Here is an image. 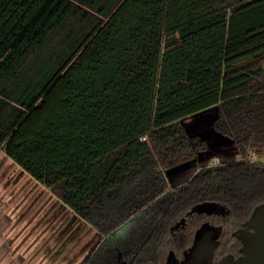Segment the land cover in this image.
<instances>
[{
	"label": "trees",
	"instance_id": "obj_1",
	"mask_svg": "<svg viewBox=\"0 0 264 264\" xmlns=\"http://www.w3.org/2000/svg\"><path fill=\"white\" fill-rule=\"evenodd\" d=\"M262 54L264 0H0V150L95 231L84 264H159L196 204L238 228L264 201V63L234 70ZM212 108L239 161L169 188L208 148L181 121Z\"/></svg>",
	"mask_w": 264,
	"mask_h": 264
},
{
	"label": "rangeland",
	"instance_id": "obj_2",
	"mask_svg": "<svg viewBox=\"0 0 264 264\" xmlns=\"http://www.w3.org/2000/svg\"><path fill=\"white\" fill-rule=\"evenodd\" d=\"M256 62L264 63V54L237 63L234 70ZM214 111L212 109L207 113L181 121L186 128V134L196 135L197 131L192 124L204 116L212 117ZM220 148L203 155L202 168L216 165L222 157L225 160L223 151L228 150L229 146L221 145ZM193 159L190 160L192 168L199 164ZM236 161H239L237 155ZM191 172L192 170L188 175L193 174L194 171ZM186 176L172 179L171 183L185 180L188 177ZM168 187L175 186L169 183ZM204 221V218L194 216L189 219L188 226L181 232L182 236L175 238L169 235L160 247L159 264H164L169 251H173L178 258H181L183 251L190 246L195 230ZM211 223L223 224L225 234L223 240L229 239V241L222 242L220 251L223 255L232 253L236 244L231 238V233L237 227L233 226V223L231 226L230 222H225L221 218L211 219ZM123 237L126 238L127 235L124 234ZM0 238L5 241L4 248L7 250L18 249L23 252L46 255L47 259H52V261L48 260L47 264H84L88 257L94 256L101 243L95 231L66 207L54 190L31 178L9 159L3 150H0ZM112 244L113 241L100 248L96 254L97 260L106 258Z\"/></svg>",
	"mask_w": 264,
	"mask_h": 264
},
{
	"label": "water",
	"instance_id": "obj_3",
	"mask_svg": "<svg viewBox=\"0 0 264 264\" xmlns=\"http://www.w3.org/2000/svg\"><path fill=\"white\" fill-rule=\"evenodd\" d=\"M225 207L206 201L193 206L187 214L225 216ZM184 219L181 220L183 222ZM222 226L210 222L202 223L194 232L192 242L178 259L173 251L166 257L165 264H264V201L256 205L241 228L232 236L240 242L239 255L232 254L214 261V251L219 244Z\"/></svg>",
	"mask_w": 264,
	"mask_h": 264
},
{
	"label": "crops",
	"instance_id": "obj_4",
	"mask_svg": "<svg viewBox=\"0 0 264 264\" xmlns=\"http://www.w3.org/2000/svg\"><path fill=\"white\" fill-rule=\"evenodd\" d=\"M212 109L215 110L212 117L211 116H207V117L204 116V118L198 119L192 124L193 128H195V130L197 131L196 135H199L200 137H202L207 142V147H208L207 150L205 152L195 154L193 160H197L199 162L197 167L193 166V168H192L191 161H188L187 163H183L180 166L178 165L174 168H170V169L165 171V175L168 179V182L170 184H172V186H177V185L183 184L187 180H189V178H191V176L195 172H197L199 169L202 168L201 164L203 162V158H202L203 155H205V153H207V152L215 151L216 149H221L220 148L221 145L229 146V149L228 150L226 149L227 152L225 150L223 151L224 156H225L224 157L225 160L222 157L223 161L220 159L217 164H223V163L236 161L237 151H236L234 145L232 144V142L229 141L228 139L220 136L219 134L215 133L211 127V122H212L213 118L215 117L216 111H217L215 108H212ZM212 109L206 110L204 112L198 113V114L193 115V116L188 117V118H192V117L201 115L203 113H207L208 111H210ZM217 145H219V147ZM191 170H192V172L194 171L193 174L188 175ZM184 176L187 177L185 180H182L180 182H176L174 184L171 183L172 179H174V180L180 179L181 177H184ZM4 242L5 241L0 238V264H47L46 262L48 260L52 261V259H47V256L42 255V254L25 252V251L23 252V251H20L18 249L7 250L6 248H4V246H5Z\"/></svg>",
	"mask_w": 264,
	"mask_h": 264
},
{
	"label": "flooded vegetation",
	"instance_id": "obj_5",
	"mask_svg": "<svg viewBox=\"0 0 264 264\" xmlns=\"http://www.w3.org/2000/svg\"><path fill=\"white\" fill-rule=\"evenodd\" d=\"M189 212V211H188ZM187 212V213H188ZM185 214V215H183L182 217H180L177 221H175V223L173 224V226L171 227V229H170V236L172 235V236H174L175 238H176V236L177 237H179V236H182L181 235V232L182 231H184V229H186V227L188 226V222H189V219H191L192 217H194V216H199V217H202V218H204L205 219V221L204 222H210L211 223V219L213 220V219H215V218H221L222 220H224L225 218H226V215L225 216H210V217H208V216H205V215H198V214ZM182 219H184V221L183 222H181V220ZM203 222V223H204ZM244 223V222H243ZM243 223H241L240 224V226L237 228V229H239V228H241L242 227V225H243ZM212 224V223H211ZM223 225V224H222ZM222 225H216V226H222ZM236 229V230H237ZM234 232V231H233ZM232 232V233H233ZM232 233H231V237L235 240V241H237L238 242V246L235 248V251L234 252H232V253H227V254H225V255H228V254H232V255H234L235 257H237L238 255H239V248H240V242L236 239V238H234L233 236H232ZM222 235H224V233H223V226H222V234H221V236ZM221 236H220V238H221ZM193 238V237H192ZM191 242H192V239H191ZM188 248H186L185 250H187ZM184 250V251H185ZM183 251V252H184ZM170 252V251H169ZM175 254V253H174ZM225 255H223V256H225ZM176 256V255H175ZM182 256H183V253H182ZM223 256H220V257H218V258H215V256H214V261H218L221 257H223ZM116 259H117V262L119 263V264H129V262L128 261H126L125 260V255H123V253L122 252H117V254H116ZM177 257V256H176ZM178 258V257H177ZM182 258V257H181ZM181 258H178V259H181ZM165 261H166V258H165ZM165 261H164V264H165ZM159 263H160V261H159Z\"/></svg>",
	"mask_w": 264,
	"mask_h": 264
},
{
	"label": "built area",
	"instance_id": "obj_6",
	"mask_svg": "<svg viewBox=\"0 0 264 264\" xmlns=\"http://www.w3.org/2000/svg\"><path fill=\"white\" fill-rule=\"evenodd\" d=\"M248 161L250 163H260L264 167V160L258 159L254 154L250 155V157L248 158Z\"/></svg>",
	"mask_w": 264,
	"mask_h": 264
}]
</instances>
